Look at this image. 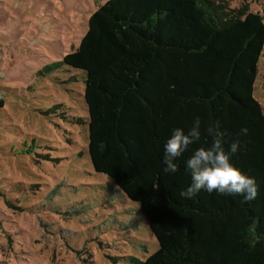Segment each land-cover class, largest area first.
Returning <instances> with one entry per match:
<instances>
[{
	"label": "trees",
	"instance_id": "1",
	"mask_svg": "<svg viewBox=\"0 0 264 264\" xmlns=\"http://www.w3.org/2000/svg\"><path fill=\"white\" fill-rule=\"evenodd\" d=\"M248 4L106 0L78 47L38 72L66 66L85 75L86 116L74 124L87 125L92 168L138 204L158 243L144 261L129 258L132 264H264V111L254 95L264 15ZM196 116V146L210 142L205 129L215 121L226 141L240 142L232 160L256 179L255 200L204 191L183 199V164L175 174L162 172L171 129L191 126Z\"/></svg>",
	"mask_w": 264,
	"mask_h": 264
},
{
	"label": "rangeland",
	"instance_id": "2",
	"mask_svg": "<svg viewBox=\"0 0 264 264\" xmlns=\"http://www.w3.org/2000/svg\"><path fill=\"white\" fill-rule=\"evenodd\" d=\"M105 1L0 0V264H132L158 249L138 204L92 168L87 125L74 124L84 73L38 75L78 47ZM248 7L264 15V0ZM254 95L264 111V52Z\"/></svg>",
	"mask_w": 264,
	"mask_h": 264
},
{
	"label": "clouds",
	"instance_id": "3",
	"mask_svg": "<svg viewBox=\"0 0 264 264\" xmlns=\"http://www.w3.org/2000/svg\"><path fill=\"white\" fill-rule=\"evenodd\" d=\"M205 131L210 142L196 146L202 135V121L196 116L191 126L172 128L163 143L162 172L175 174L182 163L188 176V183L180 189L179 196L191 200L204 191L208 194L238 195L243 203L255 200L258 196L256 179L232 160L241 150L240 142L226 141L228 133L221 121H215ZM247 131V128H241L239 135H247Z\"/></svg>",
	"mask_w": 264,
	"mask_h": 264
},
{
	"label": "water",
	"instance_id": "4",
	"mask_svg": "<svg viewBox=\"0 0 264 264\" xmlns=\"http://www.w3.org/2000/svg\"><path fill=\"white\" fill-rule=\"evenodd\" d=\"M81 156V155H80Z\"/></svg>",
	"mask_w": 264,
	"mask_h": 264
}]
</instances>
